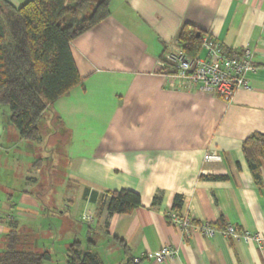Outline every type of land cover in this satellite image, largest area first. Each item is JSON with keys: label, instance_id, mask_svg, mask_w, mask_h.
Returning <instances> with one entry per match:
<instances>
[{"label": "crops", "instance_id": "1", "mask_svg": "<svg viewBox=\"0 0 264 264\" xmlns=\"http://www.w3.org/2000/svg\"><path fill=\"white\" fill-rule=\"evenodd\" d=\"M6 1L22 7L29 0ZM110 11L71 43L83 81L51 108L67 136L57 161L38 159L39 147L19 136L0 107V254L17 232L19 249L51 255L44 264H67L75 241L103 264H264V245L197 228L187 239L169 221L180 195L181 216L195 226L218 227L222 215L224 225L264 232V161L257 184L243 153L245 140L264 134V0H112ZM184 24L228 49L253 50L251 90L227 103L172 89L160 60L177 48ZM209 152L221 160L206 162ZM121 190L139 194L141 206L110 215L102 196ZM85 212L96 215L91 226L81 222ZM165 246L177 249L175 260L149 256Z\"/></svg>", "mask_w": 264, "mask_h": 264}, {"label": "trees", "instance_id": "2", "mask_svg": "<svg viewBox=\"0 0 264 264\" xmlns=\"http://www.w3.org/2000/svg\"><path fill=\"white\" fill-rule=\"evenodd\" d=\"M112 0H29L15 7L0 0V105L10 109L8 123L29 142L41 140L40 124L53 104L82 83L71 52V43L111 15ZM206 36L196 27L184 24L177 36V46L190 58L201 54ZM164 55L160 61H163ZM164 74L174 73L172 66L162 67ZM54 114V113H53ZM56 124H62L54 114ZM243 153L257 184L264 161V134H253L243 143ZM207 181H227L226 176H201ZM154 197L153 205L162 200ZM184 197L176 195L172 212L181 216ZM141 206L139 194L121 190L102 196L101 208L110 215H129ZM170 221V219H169ZM171 222V221H170ZM214 226V225H213ZM221 215L219 226L224 229ZM218 229V230H222ZM119 244H123L118 238ZM17 232L7 236L0 264H44L51 260L48 252L34 253L19 249ZM91 246L92 242H89ZM134 260L128 264H134ZM67 264H103L92 247L82 250L79 241L68 249Z\"/></svg>", "mask_w": 264, "mask_h": 264}, {"label": "built area", "instance_id": "3", "mask_svg": "<svg viewBox=\"0 0 264 264\" xmlns=\"http://www.w3.org/2000/svg\"><path fill=\"white\" fill-rule=\"evenodd\" d=\"M163 58L160 66L164 68L168 64L175 70L174 73L166 75L172 89L182 92H201L220 97L227 103L234 100L238 91L251 90L249 76L258 69L255 62L256 53L253 50L228 49L212 36L204 38L201 54L196 58H190L178 46L175 49H166ZM214 160H221V157L210 152L206 154V162ZM95 219L96 215L92 212H86L81 216V222L87 226H91ZM169 219L187 239L191 237L193 228H197L206 237L222 235L237 242H255L260 247L264 245V232L240 231L233 225L218 230L208 222L195 226L190 218L173 212L169 215ZM149 256L158 263H164L175 260L178 251L172 246H165ZM140 261L141 259H135L134 264H139Z\"/></svg>", "mask_w": 264, "mask_h": 264}, {"label": "rangeland", "instance_id": "4", "mask_svg": "<svg viewBox=\"0 0 264 264\" xmlns=\"http://www.w3.org/2000/svg\"><path fill=\"white\" fill-rule=\"evenodd\" d=\"M0 107L3 110H6L7 113L8 112L10 113L9 107L2 105H0ZM9 113L8 115L10 116ZM40 128H41V140L38 143H35L36 146L39 147L38 153L40 156L38 157V159L44 157L49 161H57V159H59L60 156L63 154L65 144L67 142L66 133L58 124H56L54 114L51 111H48L46 113V117L43 120V122L40 124ZM14 130L17 131V129L15 128ZM24 159H25L24 160L25 164L23 165V170H26L27 166L25 165L28 161L27 158Z\"/></svg>", "mask_w": 264, "mask_h": 264}]
</instances>
